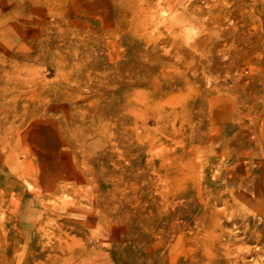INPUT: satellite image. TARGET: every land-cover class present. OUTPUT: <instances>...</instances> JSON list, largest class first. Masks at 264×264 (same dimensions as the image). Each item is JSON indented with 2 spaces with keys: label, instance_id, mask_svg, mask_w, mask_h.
<instances>
[{
  "label": "rangeland",
  "instance_id": "374dc122",
  "mask_svg": "<svg viewBox=\"0 0 264 264\" xmlns=\"http://www.w3.org/2000/svg\"><path fill=\"white\" fill-rule=\"evenodd\" d=\"M0 264H264V0H0Z\"/></svg>",
  "mask_w": 264,
  "mask_h": 264
}]
</instances>
